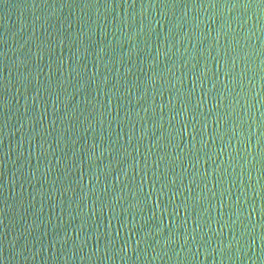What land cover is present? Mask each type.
I'll return each mask as SVG.
<instances>
[{"label":"water","instance_id":"95a60500","mask_svg":"<svg viewBox=\"0 0 264 264\" xmlns=\"http://www.w3.org/2000/svg\"><path fill=\"white\" fill-rule=\"evenodd\" d=\"M0 264H264V0H0Z\"/></svg>","mask_w":264,"mask_h":264}]
</instances>
